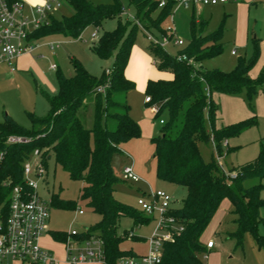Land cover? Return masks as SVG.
Segmentation results:
<instances>
[{"label": "trees", "instance_id": "1", "mask_svg": "<svg viewBox=\"0 0 264 264\" xmlns=\"http://www.w3.org/2000/svg\"><path fill=\"white\" fill-rule=\"evenodd\" d=\"M66 1L74 13L70 17L49 16L47 25L33 31V39L49 35L76 39L87 27L98 29L104 21L116 20V27L104 32L90 49L100 59L111 57L119 49L114 55L112 69L103 71L99 78L89 74L75 59H71L72 77L67 78L56 71L57 92L54 95L41 92L48 103V113L42 118L31 115L29 129L20 127L5 116L0 123V152L3 153L0 204H4L6 212V198L13 187L23 184L22 165L34 150L40 151L45 168L46 159L52 154L55 163L70 180L84 183L80 198L99 216V221L88 228L91 231L81 233L80 239L99 236L103 242L104 264H117L120 258L135 257L133 251L121 249L125 241L143 240L133 234L132 229L119 232L121 219H130L133 227L150 222L142 212L118 202L114 197L118 180L113 171V159L121 154L123 144L139 138L141 134L138 124L130 117L129 105L122 99L135 86L126 79L124 72L137 31L155 30L165 35L162 23L172 13L174 2L164 0L165 5L159 8L160 2L154 0H127L128 5L135 9V19L133 23H123V6L119 0L107 5H93L88 0ZM128 24L132 26L127 31ZM200 26L192 17L191 40L175 55L152 43L145 48L156 61L157 70L172 75L170 80H148L146 84L150 104L159 106L155 118L166 115L159 133L151 139L155 175L163 182L184 187L187 192L181 208L169 210L168 217L173 220L175 229H170L171 240L162 244L159 264H200V256L205 252L201 236L224 199L230 201L235 215L237 230L231 237L240 245L243 235L249 233L257 249L264 250V236L257 235V226L262 224L264 227V218L260 216V209L264 207V199L261 198L264 190L261 183L264 180V140L259 142L255 159L229 171L218 164L213 153L212 160L205 162L198 147L199 143L213 141L221 157L224 152H232L226 146L223 148L224 142L257 125V117L253 115L239 123L216 128L217 105L212 95H242L253 109L255 97L264 92V70L254 80L248 75L260 55L258 40L253 41L251 57L238 59L231 71H201L177 61L175 57L185 54L198 65L220 56L223 24L205 36L201 34ZM104 85H107L105 93L98 92L97 88ZM205 89L209 91V97ZM87 100L93 104L90 129L84 128L79 117ZM14 136L21 137L23 142L7 143V139ZM254 179L260 182L245 186V182ZM51 205L61 210L76 208V203L56 197H52ZM50 236L58 243H64L67 238L65 232H51Z\"/></svg>", "mask_w": 264, "mask_h": 264}, {"label": "rangeland", "instance_id": "2", "mask_svg": "<svg viewBox=\"0 0 264 264\" xmlns=\"http://www.w3.org/2000/svg\"><path fill=\"white\" fill-rule=\"evenodd\" d=\"M21 1L27 6L35 7L44 4L46 0ZM58 1L60 2V6L51 13V16L57 18L70 17L74 13L71 6L66 0ZM88 1L93 5H107L113 2V0ZM119 1L123 8L126 9V13L121 15L122 22L133 23L135 19V9L128 5L127 0ZM154 1L161 2L164 0ZM255 2V5L248 4L250 11H244V15L241 9L238 10L236 6H229L232 5L233 2L230 1L226 3V8L229 7L230 13L226 11L227 16L225 17V21L223 17H219L221 13L217 15V13L222 10V4L203 8L198 5L195 6L196 11L193 15L195 19H200V16L209 19L210 15L216 17V20L210 18L209 22L206 21L207 34L215 31L221 25V22H224L222 37L219 41V44L222 46V53L216 58L201 62L197 65V69L201 71L219 69L224 72H229L234 68L238 59L244 58L248 60L251 57L254 39L258 38L259 44L260 36L264 37V1ZM198 11H201L203 15L197 13ZM192 12V7L178 8L176 6L174 8L173 6L172 13L162 23L164 29L168 26L174 27L173 36L166 44H164L160 34L155 30L149 32L158 40L168 54L174 55L177 49H179V47L173 44L175 40H181L185 43L190 42V21L192 19ZM116 25V20H106L98 29L87 27L76 39L65 38L61 35L41 37L35 41L39 45L36 55L28 56L26 58L27 63L24 65H20L19 62L17 65H14V72H10V68L7 64L0 63V123L4 120L5 116H8L20 127L29 129L31 126V115L36 118L46 116L49 106L41 92L48 95H54L57 92L56 71L67 78L74 75L71 59L77 60L89 74L96 78H99L103 71L111 70L114 63V55L119 47L116 52L107 59H100L97 57L91 51L90 47L104 32L113 30ZM131 26L132 24L127 25V31ZM259 31L262 33H259ZM94 32L97 38L91 39V34ZM241 32L242 35L244 33L242 42ZM147 43L148 40L146 35L143 34L142 30H138L133 47L138 46L144 48ZM50 46H52L53 49H51ZM232 51L235 52V56L231 54ZM39 55L42 57L39 58ZM152 60L157 69L156 61L153 57ZM52 65L56 67L55 71L50 70ZM257 67L255 69H257ZM128 70L134 78L140 76L141 68L138 64H131ZM131 82L135 85L134 89L122 98L130 107V117L133 119L132 116H134L136 119L141 120L144 133H146L145 128H148L151 130L152 134H158L161 128L159 120H165L166 115L162 114L158 118H155L154 106L156 105L158 109L159 106L157 104H146L144 101L147 96L146 87L140 88L135 80ZM79 117L84 128L90 129L92 127L93 104L90 100L85 101V106L79 112ZM207 128H209L208 120ZM151 139L152 137L149 140L150 144H152ZM198 147L203 160L205 162H210L213 157L211 144L199 143ZM143 148H145V146H143ZM142 149L137 153L144 157V159L140 160V164L142 165L143 172L146 174V178L144 180L139 178V182L136 184H126L122 181V171L126 166H134V162H136L135 155L130 153L127 156H122L120 154L114 157L113 171L118 180L115 186V199L141 212L137 206V200L143 197L144 194L160 190L171 196V209H180L186 197V189L172 184H166L170 187L168 190L160 186L163 182L157 179L155 175L154 152L150 154V149L148 150L147 146L145 152H143ZM249 149L238 156H236L235 152H229L228 154L224 152L218 161L225 171H229L233 167L246 164L253 160L245 161L247 156H249ZM214 158L216 159V156ZM35 163L36 158L32 157L30 164L33 165ZM32 180L36 183L38 195L47 203L49 208L48 232L42 237L40 242L41 247L43 249L45 248V250H51L52 255L60 264H66L64 260V244L58 242H55V245L51 244L53 240L50 233L65 232L68 235L72 231L81 233L85 230H90L88 228L99 221V216L93 213L92 210L86 206V202L80 198L84 183L70 180L68 174L55 163L52 154L46 159V175L44 179L32 178ZM263 181L264 180H262V182ZM259 182V180L255 179L249 180L245 182V186L249 187ZM261 193L264 196V191ZM52 197H56L65 202L76 203L75 210H61L53 207L49 203V201H52ZM79 209L82 210L83 214L80 215L78 213ZM149 218L150 222L140 227H133L130 219H121L119 232L132 229L133 234L143 239L141 242H133L131 240L125 241L121 246L122 249L131 250L135 255H146L150 252V239L153 236L167 235L166 231L159 229V217L157 215H153ZM236 230L235 215L233 214L232 205L228 199H224L201 236L203 240H213L215 249L211 253L204 252V254L200 256V263L207 264V261L210 260L212 263L214 261L216 263L259 264L257 256L261 255V253L255 246L253 237L249 233H245L241 244L238 245L235 238L231 237ZM257 235L260 237L264 236V227L262 224L257 226ZM160 253H162V250ZM3 264L21 263L17 261H7Z\"/></svg>", "mask_w": 264, "mask_h": 264}, {"label": "built area", "instance_id": "3", "mask_svg": "<svg viewBox=\"0 0 264 264\" xmlns=\"http://www.w3.org/2000/svg\"><path fill=\"white\" fill-rule=\"evenodd\" d=\"M228 0H173L174 8H189L192 6H215L224 4ZM165 5V1L159 3V8ZM60 6L58 0H46L44 4L35 7L27 6L21 0H0V63L9 66L10 72L15 71L14 64L23 55H31L39 45L36 39L31 37L33 31L47 25L51 13ZM124 14V9H122ZM136 22V21H135ZM136 24L141 28L138 22ZM142 29V28H141ZM145 32L149 43L162 46L150 33ZM166 36L162 37L164 44L168 43L174 33V27L165 28ZM96 33L91 34V39H96ZM173 44L180 49L185 47L181 40H175ZM51 49L52 46H50ZM232 55L235 52L232 51ZM177 61L185 62L188 66L197 68L193 59L185 54H177ZM51 71L56 67L52 65ZM109 71H107L108 73ZM107 85L100 86L97 91L105 93ZM206 96L209 91L205 89ZM149 96L145 97V103L150 104ZM155 114L159 109L154 106ZM164 123L163 119L159 124ZM23 142L21 137H9L7 143ZM213 154L219 163L220 156L217 154L214 142L211 141ZM226 143H223L225 148ZM32 157L36 158L35 164H30ZM3 160V153L0 152V165ZM22 185L12 188L6 198V212L3 210L4 204H0V264L7 261H17L21 264H58L54 256L40 246V239L48 232L49 208L37 193L34 179H44L46 168L41 162V153L34 150L30 157L22 165ZM234 175L231 174V177ZM122 181L126 184L139 182V177L132 167L126 166L122 171ZM5 185V184H4ZM51 204V201H49ZM172 198L169 194L157 190L149 194H144L137 200V206L146 216L157 215L159 217V229L166 231V236L155 235L150 239V252L146 255L135 257H123L117 264H159L161 261L162 244L171 240L170 229H175L174 222L168 217L171 209ZM78 213L83 214L82 210ZM178 229V228H177ZM180 230V228H179ZM86 232L83 231L81 233ZM81 233L72 231L67 235L64 244L65 260L68 264H104L103 242L99 236L91 235L86 239H80ZM213 241L206 243V248H213Z\"/></svg>", "mask_w": 264, "mask_h": 264}, {"label": "crops", "instance_id": "4", "mask_svg": "<svg viewBox=\"0 0 264 264\" xmlns=\"http://www.w3.org/2000/svg\"><path fill=\"white\" fill-rule=\"evenodd\" d=\"M230 1L233 2V4L229 5V6H232V7L236 6L238 10L241 9L242 14L244 15V11L245 12H246V10L250 11V7L248 6V4L255 5L256 4L255 1L261 2L264 0H228L226 3H229ZM226 3L222 4L223 5L222 10H220L219 13H217V15L221 13L219 17H223L224 21H225V17L227 16L226 11H228L230 13L229 7L226 8ZM217 5H219V4H217ZM217 5H215V6H217ZM199 7L203 8V7H213V6H199ZM192 9H193V12H192L191 17H193V15L196 11L195 6H192ZM124 11H125L124 13H126V9H124ZM197 13L202 14L201 11H198ZM210 18H213L216 20V17H214V16L210 15ZM210 18L206 19V18H203L202 16H200V19H196V23H199L203 27L202 28L200 26V32L203 36L208 35L207 30H206V26H207L206 21L209 22ZM203 24H205V25L203 26ZM221 24H224V22L222 21ZM162 28H163V26H162ZM163 30H165V29L163 28ZM150 32H152V31H150ZM259 33H262V32L259 31ZM143 34H145L144 31H143ZM209 34H211V33H209ZM165 35H160V37L162 38ZM241 35H242V32H241ZM243 37H244V33L241 37V42L243 41ZM256 39L258 40V38H256ZM259 41H260V43H259V48H260L259 58L255 64L254 68L252 70H250L248 73L249 77L253 80L256 79L259 76V74L264 70V68H263L264 67L263 66L264 65V37L260 36ZM147 44H149V41ZM147 44H145L144 48L135 46V47H133V49H131L129 60H128V63H127V66H126L125 72H124L126 79L129 81L135 80L140 88L146 87L148 80L156 81V80H170V79H172V75L170 73L160 72L156 69L155 64L152 60V57L149 55V53L145 49ZM187 45H188V42L185 43V47ZM161 47L163 48V46H161ZM180 50H182V49H180V48L177 49L176 53ZM36 51L31 55H34V54L36 55ZM231 54H232V52H231ZM31 55H23V56L19 57L14 65H17L18 62L20 63V65L26 64L27 63L26 58L28 56H31ZM233 56H235V55H233ZM38 57L40 58L42 56L39 55ZM133 63L138 64L141 68L140 76H138V78H134L129 73L128 68ZM256 67H257V69H255ZM212 99H213L214 103L217 105V111H216V115H215V126H216V128H220L222 126H228V125H233V124L239 123L241 121H244V120L251 118L253 115H255L257 117V125L256 126L243 131L239 136L234 137V138H230L225 142L226 147L229 148L232 152H235L236 156H238L239 154H242V152H245L246 150H248L250 148L248 151L249 156H247V159L245 160L246 162L251 160V159L256 158V156L259 152V142L261 140H264V92L263 91L259 92L257 94V96L255 97V99L253 101V106H252L253 109H251L248 106V104L245 100V97L242 95L228 96V95H224V94H220V93H213ZM131 116H132V114H131ZM132 117L139 124L140 130H141V137H139L137 139L130 140L129 142L123 144L121 146V155L127 156L130 153L135 155L136 162H134L135 164H134V166H132L133 167L132 169L135 172V174L141 180H144L146 178V174L143 172L142 165L140 164V162H141L140 160L144 159V157L138 155V153L143 148V146H145V148L142 149L143 152H145L146 146L148 147V150L150 149V154L154 152V146H153V144L149 143V140L151 137L152 138L155 137L157 135V133L152 134L151 130H149L148 128H145L146 133H144L143 125L141 124L142 123L141 120L136 119V117H134V116H132ZM212 153H213V151H212ZM153 158H154V155H153ZM113 160H115V159H113ZM261 183L264 185V181L263 182L261 181ZM166 184H169V183L163 182V184H161L160 186H163V188H165L167 190L170 189V187H168L169 185H166ZM261 198L264 199V196L262 193H261ZM260 216L264 217V208L263 207L260 209ZM43 236H45V235H43ZM42 237L40 239V242L42 240ZM208 241H213V240L201 239L202 244L205 246V252L211 253L215 249V243L213 241V243H214L213 248L207 249L206 243ZM51 244L55 245V241L53 240V243L51 242ZM40 246H41V243H40ZM125 250H127V249H125ZM47 251H49L52 254L51 250H47ZM258 251L261 253V255L257 256V259H259V264H264V250L258 249ZM135 256H139V255H135ZM57 262H58V264H60L59 261H57ZM65 263L68 264L66 262V260H65ZM85 264H87V263H85ZM89 264H94V263H89ZM207 264H232V263H224V262L216 263L214 261L212 263L210 260H208Z\"/></svg>", "mask_w": 264, "mask_h": 264}]
</instances>
